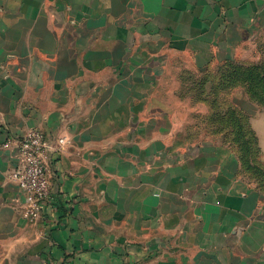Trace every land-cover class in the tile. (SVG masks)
I'll return each instance as SVG.
<instances>
[{"label":"crops","instance_id":"crops-1","mask_svg":"<svg viewBox=\"0 0 264 264\" xmlns=\"http://www.w3.org/2000/svg\"><path fill=\"white\" fill-rule=\"evenodd\" d=\"M262 56L264 0H0V264H264V186L186 136L177 78ZM30 128L54 146L33 221L3 147Z\"/></svg>","mask_w":264,"mask_h":264},{"label":"rangeland","instance_id":"rangeland-1","mask_svg":"<svg viewBox=\"0 0 264 264\" xmlns=\"http://www.w3.org/2000/svg\"><path fill=\"white\" fill-rule=\"evenodd\" d=\"M246 68H250L249 70L253 68L255 76L258 72L261 74L260 77L264 78V57L262 56L259 59L254 57L251 60L239 61L233 66L220 65L210 69L186 67L178 72L177 78L180 82L178 93L185 100V123L189 124L184 129L186 136L192 137L193 140H200L208 136L227 137L230 128L219 119L224 108L228 109L230 104L234 125L238 127V125L244 123V116L242 115L244 111L239 105L243 101L244 95H247L249 100L255 103L257 102L250 95H264L263 83L260 85L250 83L248 87L242 82V73ZM230 95H233L231 103L229 101ZM214 119L217 120L214 121ZM242 130L245 129L235 128V126L231 128L233 136L239 133L242 136ZM244 137L243 139L252 140L248 129H246ZM233 146L238 152L240 151L239 143L234 141ZM249 147H251V144ZM250 151H252V147ZM250 163L255 164L256 162L250 160Z\"/></svg>","mask_w":264,"mask_h":264},{"label":"built area","instance_id":"built-area-1","mask_svg":"<svg viewBox=\"0 0 264 264\" xmlns=\"http://www.w3.org/2000/svg\"><path fill=\"white\" fill-rule=\"evenodd\" d=\"M68 142L66 138L58 139L57 150ZM12 145L18 148V162L9 176L25 195L24 215L33 221L42 215L53 199L47 157L54 146L39 128H30L18 137L8 138L3 147Z\"/></svg>","mask_w":264,"mask_h":264},{"label":"trees","instance_id":"trees-1","mask_svg":"<svg viewBox=\"0 0 264 264\" xmlns=\"http://www.w3.org/2000/svg\"><path fill=\"white\" fill-rule=\"evenodd\" d=\"M233 66V65H232ZM257 68V66H256ZM250 68H246V70L242 73V82L246 84V86L249 87L250 83H255L257 85L264 84V78L260 77V73L256 72V76L254 75L253 68L252 70H249ZM261 70V69H260ZM264 76V74H263ZM200 96V95H198ZM258 104L264 106V95H250ZM257 96V97H256ZM230 104V103H229ZM244 116V123H241L238 125L239 128L245 129L242 130V136L240 133L238 135L233 136V131H231V128L235 126V128H238L237 125H234L233 123V113L230 107L224 108L223 113L220 116V121H223L226 126L230 128L228 138L232 141V143L237 142L240 144V156L243 163V166L246 170L250 172V174L258 180V182L261 183L262 186H264V164L260 161V150L257 142V137L255 132L252 130L250 124H249V117L245 112L242 114ZM217 119H214L216 121ZM246 129H248V133H250L252 140H246L243 139V137L246 135ZM235 137V138H234ZM245 138V137H244ZM251 144L252 151H250L249 145ZM253 144V145H252ZM250 160L255 161V164L250 163Z\"/></svg>","mask_w":264,"mask_h":264}]
</instances>
